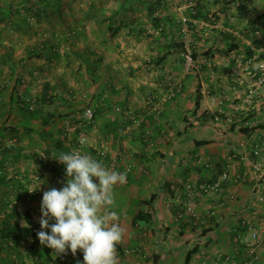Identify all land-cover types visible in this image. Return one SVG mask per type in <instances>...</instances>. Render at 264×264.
I'll use <instances>...</instances> for the list:
<instances>
[{
  "label": "crops",
  "instance_id": "1",
  "mask_svg": "<svg viewBox=\"0 0 264 264\" xmlns=\"http://www.w3.org/2000/svg\"><path fill=\"white\" fill-rule=\"evenodd\" d=\"M3 1L0 3V138L15 136L17 145L3 158L7 166L0 178V229L5 228L3 225L7 216L16 211V217L9 225L24 231L25 236L13 237L9 247L0 243V264H23L22 259L27 255L26 264H83V257L78 252L73 255L69 250L67 254L54 255L53 250L41 245L37 238V232L41 230L39 220L43 193L51 188H62L67 178L66 170L50 168L48 163L37 161L35 154L39 151L67 153L71 148L69 139H65L66 125L62 123L73 118V115L67 116L72 110L68 107L72 105L61 100V89L66 86L61 87L63 81L50 82V76L59 74L58 69H62L63 75L71 72L75 58L59 39L43 35L36 41L23 36L28 26L25 5L14 6ZM262 2L257 3L263 7L264 0ZM160 3L163 2L153 0L148 4L146 2V6L117 0L116 9L110 11L111 16L102 20L96 17L95 11L102 8L91 4L88 11L91 43L100 42L97 38L104 43L106 39L104 32L100 31L102 28L111 31L110 36H120V29L125 26L119 18L121 13L123 16L128 12H153V8L157 11ZM66 12V6H60L59 10L52 8L50 18L38 20L34 26L42 30L48 25L55 26L58 20L63 23ZM74 12L77 10L70 8L71 18H77ZM68 24L65 25L73 28V24L80 26L86 23L74 19L72 24ZM3 28L19 30L20 36L14 38L19 37V40H3ZM71 32L75 34L74 30ZM239 38L241 40L237 42L250 46L254 56L258 53L254 49L258 43L253 41L264 44V34H258L252 40ZM68 43L70 45L71 41L68 40ZM97 58L101 63L107 61L104 55ZM167 61L171 63L168 58ZM113 69L108 66L103 69V74L107 70L113 74ZM116 70L119 71L118 67ZM113 75L118 77L119 72ZM26 78L29 79L27 85ZM38 79V82L42 80V84L35 87L34 81ZM188 83H183L185 87H181L179 96L173 94V99L160 103L155 114L152 110L144 113L147 105L141 95L143 88L131 83L118 84L114 87L115 93L98 100V112L88 132L90 143L85 154L89 155V146L94 150H106L107 158L102 163L108 167L114 162L120 172H125L128 164L135 166L127 174V181L114 187V210L120 214L125 230L116 248L117 264H203L206 259L208 264H224L221 260L225 256L234 257L236 264H264L263 234L258 259L253 263L236 242L237 232L244 231L242 224L250 222L256 227L264 215V205L257 201V196H264V181L252 169L255 159L252 153L256 146L260 149L259 159L264 161V89L254 106L247 109L243 131L236 134L213 123H208L207 127L185 128L184 110H196L192 88L187 89ZM234 94L230 93L229 99H233ZM50 96H56V100L39 104V111L35 98L49 99ZM103 99L105 102L101 103ZM20 102L26 106L33 104L39 113L33 116L24 114L20 111ZM116 109H130L133 116ZM196 113L197 118L202 114L200 106ZM136 116L141 118L140 128L121 135L124 127L134 124L130 119ZM46 121L49 123L44 126ZM191 129L200 131L197 134L199 137H194ZM142 133L149 134V142L154 146L143 142ZM207 164L211 167L207 168ZM139 167H144V170H138ZM221 175H226L227 180L218 194L197 205L200 222L198 227L193 226L177 205L176 197L187 182H209ZM36 177L39 178L37 183L34 181ZM39 185L38 196L28 194L30 188ZM211 207L216 208V214L205 216ZM141 218L144 221H140ZM144 232L148 236L144 237ZM125 249H134L139 254L126 257L123 254ZM187 255H190L188 262Z\"/></svg>",
  "mask_w": 264,
  "mask_h": 264
},
{
  "label": "rangeland",
  "instance_id": "2",
  "mask_svg": "<svg viewBox=\"0 0 264 264\" xmlns=\"http://www.w3.org/2000/svg\"><path fill=\"white\" fill-rule=\"evenodd\" d=\"M2 1L0 0V3ZM7 1L14 6L28 4V0H4L3 2L6 3ZM59 1L60 6H66L68 10L65 13L63 23L58 22L59 20L56 21L57 24L55 26L46 23L45 25H48L46 26L48 28L45 27V29L41 30L40 27L34 26L38 23L37 18L34 16L32 18L28 17V26L24 29L26 33H23V36L30 37L31 40L34 38L36 41H38L39 36L43 35L49 36L50 39H59L61 44L65 48L68 47L72 54L82 53L85 48L89 49V57L90 61H92L91 67L97 61L95 60L96 57L104 55L107 60L102 63L96 62L95 69H97V72L95 75L88 76L84 69L81 70L80 75L76 71L73 72L76 67H81L82 62L75 60L71 72L66 71L67 74L63 75L61 74L62 69H58L60 71L59 74L50 76V82L59 83L63 81L61 87H64V84L66 85L64 89H61L60 96L62 101L70 102L72 105V107H68L72 110L68 112L67 116L71 117L73 115V118L64 120L69 125L76 126L78 124L76 120L87 107L92 105L91 107L97 111L98 100L107 98L115 93L114 87L118 86V84L131 83L135 87L140 86L143 88L141 95L147 105L144 113H149L151 110L153 111L155 104L158 103L160 107V103L164 104L166 100L169 101L166 95L174 91L171 92V89H173L172 86L175 84L174 80H176L183 89L185 87L183 83L185 81L189 82L187 89L192 88V95L195 101L197 96H200L199 105L202 114L197 118L195 116L197 115V110H184L183 118L187 124L185 128L207 127L213 123L214 125L217 124L220 129L227 128L229 129L227 131L233 130L232 132L236 134L239 131H243L244 122L246 121L244 119L246 116L244 110H238V112L232 109L228 110V112H233L235 115L234 124L227 125L223 120L215 122L214 115L207 110L208 102L202 92L209 91L212 95H223L225 93L226 96L235 92L233 96L235 104L238 106L243 104L245 82L241 76H244L245 72L243 68L235 67L234 57L242 56L243 62H246L254 57V52L251 51L250 46L242 41L239 43L237 40L240 39L239 37L243 40H252L258 34H264V14L262 13L264 6L262 7L261 4L257 3H263V0H159L163 3L159 4L157 11L155 10L156 8H153V12H128L123 16L121 13L119 18H122L121 23H125L123 29L119 28L122 30V34L118 37L110 36L111 31L108 32L106 28H102L100 31L104 32L106 39L104 43H102L103 40H100V38H97L100 42L91 43L92 37L89 32L88 11L91 4H93L102 8L95 10L97 12L96 17L99 20L110 17L112 14L110 12L111 9H116L117 7V0ZM128 1L132 4L141 3L147 6L148 2L153 0H146L147 4L144 0ZM55 2L56 0L51 5H55ZM70 8L71 10H77L76 13L74 12L77 18H71L73 16L70 14ZM51 11L52 7L49 9V12ZM183 18L196 22V24H188L187 38H185L189 51L195 56V58L193 56L194 66L190 68L188 73H185V62L182 56L185 53L180 33ZM69 19L71 20L69 21ZM74 19L86 24H81L80 26L73 24V28L65 25L68 23L72 24ZM72 30L75 31V34L71 32ZM3 31H5L1 33L3 40H19V37L16 40L14 39L16 36H20L21 32L19 30L3 28ZM68 40L71 41L70 45ZM253 43H258L254 49L256 48L259 58L264 59V55L260 54L261 50L264 49V44L254 41ZM232 45L239 47L236 52H233L234 50L231 51L233 53L228 51ZM93 53L95 56L92 55ZM167 58L171 60L170 64H168ZM108 66L109 68L114 67L115 69L112 71L114 73L119 72V76H114V73L111 74L108 70L103 74V69ZM116 67H118L119 71L116 70ZM234 68L241 72V76L233 75ZM63 69L66 70L67 67H63ZM24 81L26 82L25 85H27L29 79L26 78ZM38 81L39 79L34 81L35 87L42 84V80ZM91 91H93L92 96H88L87 99L83 100L82 95ZM178 94L176 96L180 95ZM173 97L175 95H172L170 99H173ZM35 100L36 102H34L37 104L41 99L36 97ZM100 101L104 103L105 99ZM122 111L129 116L132 115L130 109H122ZM158 111L159 109L153 111V114ZM136 118L141 119L140 116H136ZM62 125L65 126L66 124L62 123ZM166 127L168 128V126ZM88 132L90 133V129L86 131L88 143H90ZM199 132L191 129L194 137H199L197 135ZM75 134L71 135V137L69 136L70 147H72V139ZM12 137L17 140L15 136ZM69 137L65 136V139L67 140ZM205 137L208 136L206 135ZM89 151V155L95 159L97 150L89 146ZM36 160L38 161L37 158Z\"/></svg>",
  "mask_w": 264,
  "mask_h": 264
},
{
  "label": "clouds",
  "instance_id": "3",
  "mask_svg": "<svg viewBox=\"0 0 264 264\" xmlns=\"http://www.w3.org/2000/svg\"><path fill=\"white\" fill-rule=\"evenodd\" d=\"M252 67L264 70V59H258ZM55 159L65 166L67 180L62 188L43 193L41 230L37 232L40 244L52 249L54 255L69 250L75 255L80 250L83 264H117L116 248L125 230L120 214L114 210V187L125 183L127 173L77 149L61 152ZM40 186H34L31 192Z\"/></svg>",
  "mask_w": 264,
  "mask_h": 264
},
{
  "label": "built area",
  "instance_id": "4",
  "mask_svg": "<svg viewBox=\"0 0 264 264\" xmlns=\"http://www.w3.org/2000/svg\"><path fill=\"white\" fill-rule=\"evenodd\" d=\"M182 29L180 31L182 42L184 44L185 53L182 54L183 60L185 62V73H188L190 68L194 66V59L193 55L189 51L188 43L185 38H187L188 33V24H196L195 21L191 22L190 20H187L185 18L182 19ZM264 55V49L261 50V53ZM259 58V55L257 54L251 59H248L246 62H243L242 56L234 57V64L236 68H243L245 75L241 76V72H238L235 68L233 69V75L241 76L243 78L244 83V99L243 104L241 105L243 108H239L238 105L235 104L234 99H229L228 96L225 95V93L220 95H212L209 91H203V95L206 99L207 103V110L208 112H211L214 115V121L219 122L221 120L224 121V123L228 124H234L235 123V115L233 112L226 111L227 107L229 109L235 110L238 112V110H244V112H247V109L251 106H254L255 100L258 99L260 91L264 89V70H254L252 65L257 62ZM175 84L172 86L173 89H171V94L168 93L166 97L170 99V97L173 94H178L181 90L180 83H177L176 80ZM235 90V88H234ZM89 94V95H88ZM92 91L86 94L82 95V98L85 100L92 96ZM34 105H29V109H33ZM159 109L158 103L154 105L153 111H156ZM117 112H122L121 109H116ZM246 114V113H245ZM94 119V109L93 107L89 106L87 107L83 114H82V121L81 123H78L76 126L69 125L68 122H65V136L71 137V135L75 134V137L72 139L74 140V143L72 144V147L70 148V152L74 149L80 150L83 154H85L86 149L88 148V138L86 135L87 127L88 125H91L93 123ZM134 124L130 127H124L120 133L121 135H126L136 128L140 127L141 120L136 119V117H132L130 119ZM82 123L84 125H82ZM70 137L68 138L70 140ZM143 142L151 144V147L154 146L152 143L149 142V134L143 133L142 134ZM17 145V140L13 137L8 138H0V177L4 176L5 168L7 166V163L3 161L4 153H11L14 148ZM259 147L256 146L255 151H253V157H255V160L252 162V169L253 172L256 175H259L262 177L264 181V161L259 159ZM58 155H56L54 152H46V151H40L36 153V158L40 162L48 163L50 165V168H63L65 169V166L62 165L57 158ZM107 158V152L106 150L99 149L96 153V160H99L101 162H104ZM108 167L115 169L116 166L115 163L111 162ZM211 166L207 164V168H210ZM135 166L132 164H128L126 167V173L128 174L130 171L134 170ZM138 170L143 171L144 167H139ZM39 180L38 177L34 179V181L37 183ZM227 180L226 175H221L217 177L216 179H213L209 182H203V183H191L187 182L182 187V192L176 197L177 205L181 207V210L186 215V217L190 220V223L193 226H197L200 222V218L197 215V205L199 203L204 202L211 197L215 196L219 193L221 190V187L223 183ZM127 181V177H126ZM125 181V182H126ZM33 188H30L28 190V194L31 196H38L40 193L38 191L31 192ZM31 192V193H30ZM257 201L259 204L264 205V196L260 195L257 196ZM216 214V208L211 207V209L206 213L205 216L212 217ZM242 229H244L243 233L237 232V245L242 247L244 249V253L250 258V263L256 261L259 256V248L262 244L261 235H264V215L260 218L258 225L255 227L252 223L247 222L242 224ZM143 236H148V233L144 232ZM0 243H3V241L0 239ZM11 240H8L4 242V246H10ZM78 254H80L83 257V253L78 250ZM123 254L126 257H131L134 255L139 254L138 251L134 249H125L123 251ZM28 257V255H27ZM24 257L23 264H26L28 261V258ZM145 257V256H143ZM142 257V258H143ZM208 259L203 262V264H208ZM224 264H236V260L232 256H225L221 260Z\"/></svg>",
  "mask_w": 264,
  "mask_h": 264
},
{
  "label": "trees",
  "instance_id": "5",
  "mask_svg": "<svg viewBox=\"0 0 264 264\" xmlns=\"http://www.w3.org/2000/svg\"><path fill=\"white\" fill-rule=\"evenodd\" d=\"M53 1L54 0H28V4L25 5L26 6L25 12H26L27 16L30 17V18H32V16H34V17L37 18V20L48 19V18H50V14H49V10L48 9H50V7H52V8H55L56 7L59 10V7H60V1L59 0H56L55 5H51V4H53L52 3ZM54 13H56V11ZM54 13H51V15L54 14ZM26 22L28 23V21H26ZM110 30H112V29H110ZM237 48L238 47H236L235 45H232L229 48L228 51L231 52V51H233V50H235ZM92 55L95 56L94 53ZM73 56H75L74 57L75 60L82 61L81 62V67L78 68V71H77L78 75H80L81 70H83V69L88 74V76L89 75H92V74L93 75L96 74L97 69H95V64H96V62H98V61L101 62V61L96 57L95 60H97V61L95 63H93V67H91L92 61H90L89 49H86L85 48V51H83L82 53H73ZM194 58H195V56H194ZM54 100H56V96H50L49 99L48 98H45V97H44V99L41 98V100L38 101V103H37L38 104L37 105V108H39L38 110L40 111V105L39 104H44L45 101L52 102ZM199 102H200V96L198 95L197 96V100L195 101L196 110L199 109V106H200L199 105ZM19 104L22 107V108H20V111L22 110L24 112V114H26L28 116H33L34 114L39 113L38 110H36V107L35 106H34L35 108L33 107V109L30 110L29 109V105L26 106L24 102H20ZM97 112H98V110L97 111L94 110L93 123L91 125H88L87 127H85V129H88L89 130V129H91L93 127L94 122H95V118H96V115H97ZM51 119H53V117ZM76 121H77V123H81V121H82V115L80 117H78V119ZM48 123L49 122L46 121L44 123L45 124L44 126L48 125ZM82 125H84V124L82 123ZM74 140H73V143H74ZM199 144H204V143L203 142H200ZM46 152H54L56 155H59L55 151H46ZM7 154L8 153H4V156L7 155ZM4 156H3V158H4ZM16 214H17L16 211H12L7 216V218L5 219L6 221L4 222V225H3V227H5V228L0 229V239L3 241L2 245H4V242H6L8 240H11L13 237H24L25 236V232L24 231L18 229L15 226H10L11 225L10 224L11 223V220L16 217ZM26 216L27 215L25 214V217ZM139 220L140 221H144L143 218H141ZM28 252L30 253V250L29 249H28ZM189 257H190V255H187V262L189 260Z\"/></svg>",
  "mask_w": 264,
  "mask_h": 264
}]
</instances>
